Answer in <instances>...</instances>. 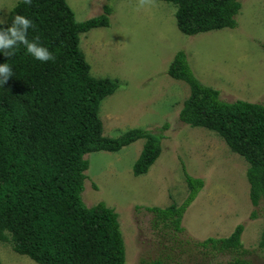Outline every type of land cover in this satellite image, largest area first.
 <instances>
[{"label": "trees", "instance_id": "16d2710c", "mask_svg": "<svg viewBox=\"0 0 264 264\" xmlns=\"http://www.w3.org/2000/svg\"><path fill=\"white\" fill-rule=\"evenodd\" d=\"M176 5V23L186 35L236 28L241 0H162ZM111 7L86 21L76 19L67 0H18L6 24L24 15L35 27L30 41L46 47L54 61L35 60L19 45L12 57L0 52V64L8 63L13 75L0 83V241L40 264H125L126 246L115 208L100 202L87 206L82 198L88 175L86 154L119 152L145 139L136 176L146 174L162 153V134L142 128L119 137L104 135L100 117L102 101L119 88V81L95 77L80 46V34L109 26ZM168 74L186 82L190 95L180 120L223 138L230 149L248 162L250 200L264 202V104L221 97V91L202 82L185 51L171 61ZM167 127V125H165ZM189 196L178 205L147 207L155 215V227L164 224L175 235L184 234V214L204 187L202 178L183 168ZM256 217V213H253ZM239 224L228 237H209L196 245L229 252L227 264H256L246 258ZM179 240V238H176ZM259 246L264 249V228ZM0 264L1 258H0ZM147 264H172L161 255Z\"/></svg>", "mask_w": 264, "mask_h": 264}, {"label": "rangeland", "instance_id": "374dc122", "mask_svg": "<svg viewBox=\"0 0 264 264\" xmlns=\"http://www.w3.org/2000/svg\"><path fill=\"white\" fill-rule=\"evenodd\" d=\"M18 0H0V19ZM78 21L103 14L111 7L110 24L80 34V46L95 77L119 81V88L100 106L104 135L119 137L142 128L162 134V153L146 174L136 176L145 139L119 152L85 155L88 175L82 198L89 207L104 202L119 214L126 246L125 264H147L158 256L172 264H227L229 252L203 248L195 241L232 234L239 224L244 255L264 264L259 246L264 228V202L254 206L247 178L248 162L233 152L218 134L192 127L179 118L190 86L171 77L168 68L183 50L196 76L221 91L222 99L264 104V0H241L236 28L184 34L176 23V5L156 0L135 10L136 0H67ZM167 125V127H165ZM205 181L187 208L184 234L164 224L155 227L147 207L183 204L189 196L183 168ZM256 213V217H253ZM176 238H179L177 240ZM2 264H40L0 241Z\"/></svg>", "mask_w": 264, "mask_h": 264}, {"label": "clouds", "instance_id": "9594fccd", "mask_svg": "<svg viewBox=\"0 0 264 264\" xmlns=\"http://www.w3.org/2000/svg\"><path fill=\"white\" fill-rule=\"evenodd\" d=\"M26 5H31L32 0H23ZM156 0H136L135 10L147 9L154 7ZM4 23L3 19H0V25ZM35 25L32 20L24 15H16L13 19L12 26L5 29H0V52H3L5 56L12 57L16 53V49L19 45H23L26 51L35 60L40 62L54 61L55 56L44 46L38 44L36 40L30 41L28 39V31L30 28H34ZM12 68L8 63L0 64V83H7L10 77H12Z\"/></svg>", "mask_w": 264, "mask_h": 264}]
</instances>
